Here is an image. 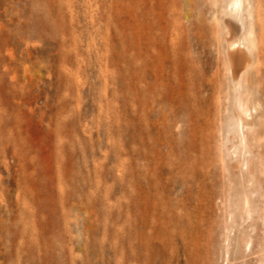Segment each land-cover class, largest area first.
Instances as JSON below:
<instances>
[{"label":"rangeland","instance_id":"obj_1","mask_svg":"<svg viewBox=\"0 0 264 264\" xmlns=\"http://www.w3.org/2000/svg\"><path fill=\"white\" fill-rule=\"evenodd\" d=\"M229 1L0 0V264H264V74L231 82Z\"/></svg>","mask_w":264,"mask_h":264},{"label":"bare ground","instance_id":"obj_2","mask_svg":"<svg viewBox=\"0 0 264 264\" xmlns=\"http://www.w3.org/2000/svg\"><path fill=\"white\" fill-rule=\"evenodd\" d=\"M251 8H252V5H251V1L250 0H230L229 3L226 5L225 10L223 11L224 12L223 15L226 16L225 17V24H224L225 25V27H224V29H225V32H224L225 33V37H224V41H223L225 43V49H226V51H225L226 53H225V57H224L225 59L224 60H225V64L227 65V69H228V71L230 73L231 82L234 85V87L236 89H239V90H240V87L242 85H244V86H247L248 85V88L256 87V85H254V82L252 80V76H254V78L259 83L260 80H261V75L264 74V72L260 68H257V69L254 68V61H253V56H252L253 53H252V51L256 47L257 39H256V36H255V31H254V29L252 27V24H249L248 25L244 21V16H248V18L249 17L251 18V16H253L251 14ZM214 16H217V14H214ZM171 42L169 43L170 46H171ZM175 42H176V40H175ZM215 45L216 46L219 45V42L216 41V44ZM170 46H168V47H170ZM174 46H176V45H174ZM176 47L174 49H176ZM198 47L203 50V53H204L203 71L205 73H207L213 67V60H212L211 48H210L209 45H207L205 43L199 44ZM171 48L170 49L168 48L169 51L171 50ZM170 55H173V54H170ZM172 60H173V58H172ZM174 67L173 68L172 67L170 68V71L168 73L169 74L168 75V78L163 79L162 77H160L158 79L157 77H152V78H154V81L152 83H155V85H156V82L159 83L160 81L163 82V81L166 80L167 86L173 85L172 84V81H171L172 78L170 79V76H171V73L170 72L172 71V69L173 70L176 69V68L174 69ZM186 67H187V65L182 61V65L180 67V75H181V79L180 80L181 81H180V85H179L181 87V89L184 88V85H185L184 82H185V78H186L187 73L189 75L191 74L190 71L186 73V69H187ZM145 70L147 72V69H144V71ZM185 73H186V75H185ZM192 73H194V72H192ZM151 74L154 75L153 73H151ZM189 75H187V76H189ZM144 76H145V74H144ZM147 77H144V78H147ZM149 79H150V77H149ZM189 79H191V78H189ZM150 80H148V81H150ZM198 83H200V82H198ZM206 83H207L206 82V79L203 76V81L200 84L203 85V87L206 88V86H207ZM146 84H147V82H146ZM195 84H196V87H197V83H195ZM155 85H153V86L156 87ZM176 85H177V82H176ZM187 85H188V83H187ZM149 86H152V85H149ZM187 87H189V86H187ZM151 88H153V87H151ZM194 90H196V88ZM156 91L159 92V90H156ZM185 92L183 93V90H182L181 94L183 93L182 96L184 95L185 97L188 98V96H189V95L187 96L188 91L186 93ZM199 92H200V89H199ZM159 94H161V93L159 92ZM194 94H196V92ZM263 94H264V91H263ZM179 95H180V93H179ZM158 96H160V95H158ZM182 96H180V97H181V99L184 100V98ZM198 97H197V99H198ZM249 97L250 98H248V101L246 102V106H244V109H245L244 112L246 111L244 113V115L247 114V113H249L251 110L255 109L256 104H258V105L260 104V100H258V98H256L252 94H249ZM195 98H193V99H195ZM180 101H182V100H180ZM200 101L204 105L205 102H206V99L201 98V96H200ZM195 102H197V101H195ZM202 110H203V108H202ZM239 114L240 113L237 114L239 127L240 128L241 127L244 128L245 126H248L249 123H250L249 122V119H248V117H249L248 114H247L248 117H244V115L241 114V115H243L244 118L240 117L241 115L239 116ZM236 138H238V137L233 134V139L236 140ZM242 140L244 142V144H243L244 147H246L248 144L245 143V137H243ZM250 163L252 164L251 161L249 162V164ZM241 166H242V163L240 161H237L235 163L234 168L235 169H239V168H241ZM175 225H178V224L176 223ZM176 237L179 238L178 235H176ZM185 243H186V241H185ZM184 247H186V245H184Z\"/></svg>","mask_w":264,"mask_h":264}]
</instances>
